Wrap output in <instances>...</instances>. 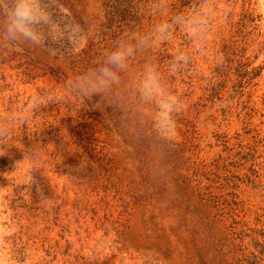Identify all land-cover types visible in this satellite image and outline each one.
<instances>
[{"label":"rangeland","instance_id":"rangeland-1","mask_svg":"<svg viewBox=\"0 0 264 264\" xmlns=\"http://www.w3.org/2000/svg\"><path fill=\"white\" fill-rule=\"evenodd\" d=\"M15 4L0 264H264V0H46L40 46Z\"/></svg>","mask_w":264,"mask_h":264},{"label":"clouds","instance_id":"clouds-1","mask_svg":"<svg viewBox=\"0 0 264 264\" xmlns=\"http://www.w3.org/2000/svg\"><path fill=\"white\" fill-rule=\"evenodd\" d=\"M8 15L9 23L6 28V35L10 41L17 45L21 43H29L35 46L44 44L45 30L52 20V14L47 7L46 0H16L14 8L9 11ZM130 51L131 49H129ZM123 58L124 53L116 51L110 60L119 65ZM151 79L155 80V77ZM168 107L174 111L178 107V103L173 102ZM5 141L6 138L0 140V142ZM5 154H7V150H5Z\"/></svg>","mask_w":264,"mask_h":264}]
</instances>
